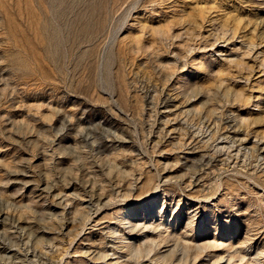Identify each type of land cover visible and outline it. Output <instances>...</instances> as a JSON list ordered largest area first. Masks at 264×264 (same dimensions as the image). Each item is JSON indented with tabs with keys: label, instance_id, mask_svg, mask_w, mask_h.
<instances>
[{
	"label": "rangeland",
	"instance_id": "374dc122",
	"mask_svg": "<svg viewBox=\"0 0 264 264\" xmlns=\"http://www.w3.org/2000/svg\"><path fill=\"white\" fill-rule=\"evenodd\" d=\"M0 264H264V0H0Z\"/></svg>",
	"mask_w": 264,
	"mask_h": 264
}]
</instances>
